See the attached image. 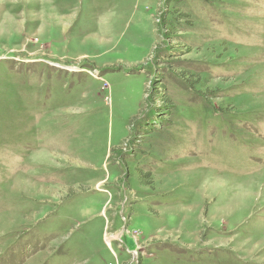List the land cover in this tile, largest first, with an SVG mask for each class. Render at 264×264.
<instances>
[{
	"label": "rangeland",
	"instance_id": "obj_1",
	"mask_svg": "<svg viewBox=\"0 0 264 264\" xmlns=\"http://www.w3.org/2000/svg\"><path fill=\"white\" fill-rule=\"evenodd\" d=\"M0 264H264V0H0Z\"/></svg>",
	"mask_w": 264,
	"mask_h": 264
}]
</instances>
